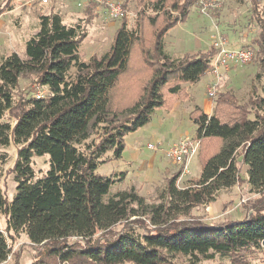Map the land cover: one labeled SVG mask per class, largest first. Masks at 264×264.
<instances>
[{
    "label": "trees",
    "instance_id": "obj_1",
    "mask_svg": "<svg viewBox=\"0 0 264 264\" xmlns=\"http://www.w3.org/2000/svg\"><path fill=\"white\" fill-rule=\"evenodd\" d=\"M11 1L0 0V14ZM138 3L140 23L130 31L122 23L101 58L83 61L84 28L66 26L60 14L51 13L39 16L24 58L12 53L1 59L0 149L11 141L17 147L11 169L16 193L9 202L0 192L5 234H24L38 247L32 264H177V258L199 262L215 255L230 264H250V258L264 254V85L262 95L253 90L243 105L232 93L221 92L212 116L199 108L191 113L202 167L192 189L176 187L181 167L167 181L161 202L148 204L133 188L110 196L115 180L96 173L107 152L113 151V159L122 157L124 137L149 123L166 97L184 95L182 84L199 82L217 54L211 48L173 58L164 50V36L187 20L196 0ZM94 6H86L88 18ZM257 20L264 67V22ZM130 68L148 76L131 99L112 93ZM21 80L46 88L47 96L38 100L17 93ZM43 156L49 170L36 179L32 159ZM243 167L244 182L256 196L244 219L214 226L190 217L195 207L240 184ZM10 254L0 231V264Z\"/></svg>",
    "mask_w": 264,
    "mask_h": 264
},
{
    "label": "rangeland",
    "instance_id": "obj_2",
    "mask_svg": "<svg viewBox=\"0 0 264 264\" xmlns=\"http://www.w3.org/2000/svg\"><path fill=\"white\" fill-rule=\"evenodd\" d=\"M125 3L127 17L124 20H112L104 9L94 6L92 17L88 18L86 6L79 8L76 0H50L43 5L40 0H17L13 6L17 10L5 14V26L0 31V62L3 57L16 53L24 57L25 43L38 31L39 14H60L66 26L80 25L84 28L86 38L82 42L79 55L87 62L92 56L101 58L111 47L113 37L122 23L128 31L137 27L141 11L138 0H120ZM200 0L190 9L187 20L177 24L164 36V50L173 58L184 55L207 53L215 44L222 43L227 49L246 48L252 50L254 57L251 62L230 68H219L217 73L209 67L208 72L195 84H182L184 95L166 97V105L157 109L149 123L137 131L124 137L125 149L122 157L113 159V151L107 152L103 164L96 173L103 177H112L115 183L110 188V196L133 188L148 204H159L167 181L181 169L168 157V149L182 139L195 141L197 126L191 120L195 108L202 110L210 117L213 114L214 99L208 97L210 85H215L216 95L230 92L240 105L247 103L257 90L259 95L264 85V67L261 63L262 54L257 41L260 38L261 24L257 16L264 22V0L256 4L251 0H219L217 8L209 9L205 14L200 11ZM3 4L0 2V8ZM10 8V7H9ZM148 17L155 14L147 12ZM140 23V22H139ZM216 57V55H215ZM214 57V58H215ZM213 58V59H214ZM135 63L138 60L133 58ZM113 89L112 93H121L131 99L140 93L145 76L132 71ZM38 89L47 96V89L30 85L28 81L19 82V90L27 98H32ZM128 99V100H129ZM152 146V148H148ZM3 156V157H2ZM3 158V159H2ZM17 158V147L11 141L7 147L0 149V192L9 202L16 193L17 183L14 180L12 167ZM32 168L36 179L42 178L49 170L48 157H33ZM247 168L240 171V184L220 191L216 200L207 205L195 207L190 217L201 219L214 226L226 222L239 221L250 212L256 196L250 192L244 182ZM202 167L198 156L193 157L176 182L180 190L192 189L191 182L199 179ZM124 174L123 176H121ZM6 221L0 215V231L7 237L11 254L4 264H32L38 247L33 246L27 236H7ZM121 228L116 227L115 231ZM143 234L142 231H138ZM177 264H230L227 259L218 255L212 260L175 259ZM250 264H264V254H256L250 258Z\"/></svg>",
    "mask_w": 264,
    "mask_h": 264
},
{
    "label": "built area",
    "instance_id": "obj_3",
    "mask_svg": "<svg viewBox=\"0 0 264 264\" xmlns=\"http://www.w3.org/2000/svg\"><path fill=\"white\" fill-rule=\"evenodd\" d=\"M50 0H40L43 5L49 4ZM219 0H200V11L205 14L209 9L218 7ZM87 5H95L104 9V12L112 20H122L127 17V12L120 0H76V6L83 8ZM217 50L216 57L212 60L210 67L217 73L219 68H230L237 65H244L252 61L254 54L252 50L246 48L227 49L222 43L215 44ZM208 97L214 99L216 97L215 85H210L208 89ZM36 99H43L44 93L38 89L34 95ZM148 148H152L149 146ZM200 145L198 141H191L188 138L182 139L172 145L167 151V157L183 169L193 157L198 156Z\"/></svg>",
    "mask_w": 264,
    "mask_h": 264
},
{
    "label": "crops",
    "instance_id": "obj_4",
    "mask_svg": "<svg viewBox=\"0 0 264 264\" xmlns=\"http://www.w3.org/2000/svg\"><path fill=\"white\" fill-rule=\"evenodd\" d=\"M17 0H12L10 3V8H8L6 11H4L2 14H0V31L3 29V27L5 26V21L3 20V17L5 16V14H8L10 12H13L15 10L18 9V7H14L13 4L14 2H16ZM41 15H49V14H42V12L39 14V16ZM37 33V32H36ZM35 33V34H36ZM20 58H24V57H20ZM213 110H214V103H213ZM212 116V115H211Z\"/></svg>",
    "mask_w": 264,
    "mask_h": 264
}]
</instances>
